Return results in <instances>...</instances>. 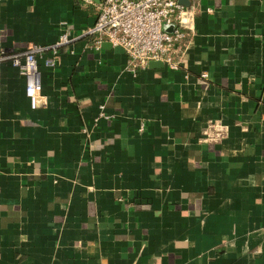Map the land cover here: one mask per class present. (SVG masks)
Wrapping results in <instances>:
<instances>
[{"label": "crops", "instance_id": "obj_1", "mask_svg": "<svg viewBox=\"0 0 264 264\" xmlns=\"http://www.w3.org/2000/svg\"><path fill=\"white\" fill-rule=\"evenodd\" d=\"M100 1L0 0V54L81 34ZM187 3L176 70L80 37L33 109L1 64L0 264H264V0Z\"/></svg>", "mask_w": 264, "mask_h": 264}, {"label": "built area", "instance_id": "obj_2", "mask_svg": "<svg viewBox=\"0 0 264 264\" xmlns=\"http://www.w3.org/2000/svg\"><path fill=\"white\" fill-rule=\"evenodd\" d=\"M97 11L95 22L81 34L71 35L65 30L53 44H32L17 53L0 54V68L3 62H10L24 76L31 108H47L49 104L42 84L41 63L55 68L61 49L69 48L80 37H85L96 51L103 48L104 42L121 47L135 69L161 60L166 67L176 70L195 33L186 24V8L179 0H101Z\"/></svg>", "mask_w": 264, "mask_h": 264}, {"label": "water", "instance_id": "obj_3", "mask_svg": "<svg viewBox=\"0 0 264 264\" xmlns=\"http://www.w3.org/2000/svg\"><path fill=\"white\" fill-rule=\"evenodd\" d=\"M181 4L186 5L188 4V0H179ZM111 44L109 42H104L103 46L107 47L110 46ZM149 65H155V66H161L164 65V63L161 60H152L148 63Z\"/></svg>", "mask_w": 264, "mask_h": 264}]
</instances>
